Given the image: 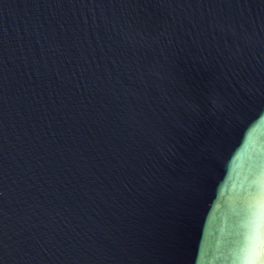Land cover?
Masks as SVG:
<instances>
[{
  "label": "water",
  "instance_id": "1",
  "mask_svg": "<svg viewBox=\"0 0 264 264\" xmlns=\"http://www.w3.org/2000/svg\"><path fill=\"white\" fill-rule=\"evenodd\" d=\"M0 264H264V0H0Z\"/></svg>",
  "mask_w": 264,
  "mask_h": 264
}]
</instances>
